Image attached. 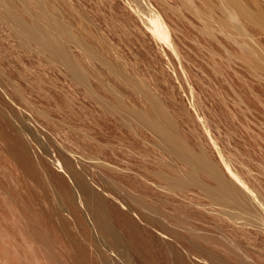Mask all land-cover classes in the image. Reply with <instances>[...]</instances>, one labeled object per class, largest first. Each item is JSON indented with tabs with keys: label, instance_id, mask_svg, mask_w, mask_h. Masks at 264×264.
I'll list each match as a JSON object with an SVG mask.
<instances>
[{
	"label": "rangeland",
	"instance_id": "rangeland-1",
	"mask_svg": "<svg viewBox=\"0 0 264 264\" xmlns=\"http://www.w3.org/2000/svg\"><path fill=\"white\" fill-rule=\"evenodd\" d=\"M34 1L103 56L89 60L69 45L100 96L116 105L117 95L126 109L143 111L150 109L143 92L159 99L178 133L203 148L232 180L222 155L263 206L255 205L254 222L260 227H252L253 217L230 220L197 189L159 187L162 182L154 175L159 165H171L176 172L180 165L156 150L152 133L125 116H109L60 63L51 62L35 44L19 42L0 23V264H175L172 256L163 255L157 234L167 220L184 234L191 231L228 264H264V0H235L255 18L251 21L237 13L232 0H225L231 15L227 4L225 11L220 8L224 0ZM17 9L25 15L23 5ZM224 12L235 15L228 26H222ZM154 13L167 25L172 47L152 36L148 16ZM204 22L214 38L204 33ZM239 24L240 32L234 28ZM239 42L247 44L246 50ZM89 155L96 159L88 161ZM57 161L70 178L58 171ZM104 163L113 165L109 168L115 173L126 168L136 183L119 185ZM72 171L114 196L88 187L104 199V214L122 255L86 219ZM119 201L128 209L120 208ZM71 205L83 215L75 218ZM183 257L186 264H210L185 252Z\"/></svg>",
	"mask_w": 264,
	"mask_h": 264
},
{
	"label": "bare ground",
	"instance_id": "bare-ground-1",
	"mask_svg": "<svg viewBox=\"0 0 264 264\" xmlns=\"http://www.w3.org/2000/svg\"><path fill=\"white\" fill-rule=\"evenodd\" d=\"M31 1L32 0H0V23L6 24V26L8 25L11 28L12 32L14 33L15 37L19 40V42L23 43L24 45H25V43L26 44H30V43L35 44L37 46V49L41 53H45L51 62L55 61V62L60 63L65 68L66 73L71 77V79L75 83H77L78 85L80 84L81 86H83V89L86 91L85 93L87 94V96L91 100H93L96 104L102 106L103 110H105L106 113L109 114V116L115 115L118 117L117 119H119V117L124 118V116H125V117H127V119H130V121L134 124V126L136 128L144 130V131L147 130L150 133H152V135L156 138V143L154 144L156 147V150H159V152H161L162 155L166 156L171 161L180 165V169L177 170V172L170 168L171 165L170 166L167 164L164 165L163 164L164 162L162 163L163 166L159 165V167H160L159 170L156 172L154 171V175L159 180H161V182H162L161 185L157 184L159 187L167 189L169 191H176V192L177 191L178 192L179 191L184 192V191H188L190 189H197L203 193V195L210 201L211 205H219L222 208V210L218 211L219 214L228 215V218L230 220L239 219L240 216H242V215H248V216L253 217L250 220L252 222L251 223L252 227H260V226L256 225V223L254 222L255 210H256L255 205H260V201H258V196L255 195L254 192L249 190V188L245 185V183L230 168L228 162L224 159V157L222 155H220L221 163L223 164L226 173L228 174V176L232 180H230L228 177H226V175L218 167V165L215 164V162H213L212 160H210V158H208V155L206 154V152L203 148L192 146L190 143H188L186 141V139H184L182 137V135L180 133H178L177 129L175 128L174 123L171 121V119L169 118V115L167 114L168 112H166V110H164L163 105H162V107H163L162 108L161 105L159 104V99H158V101L155 100L154 97L152 99V98H150V96L147 95L148 94L147 92L146 93L143 92V94L146 95L147 99H149V102H150V104H149L150 109H148L147 111L137 109V107L136 108L130 107L131 109H129V108L126 109L125 108L126 106L124 107L123 100L120 97H118L117 95L114 97L113 92H112L113 93L112 96L115 98L114 101L116 100L115 101L116 105H113L114 103H108L103 98V96H100L92 88L90 80H89L91 73L89 72V70H87L84 67V65L81 63L82 61L80 62L78 58L76 59V57L73 55L69 45H70V43H73L76 47L80 48L82 50V53L84 54L83 57L87 58L89 60H98V59L100 60V58L98 56H100L101 54L98 53L99 54L98 56L95 55L92 52V50L86 44H84L83 41L79 37H77L72 32L70 26L68 25V23L65 20L57 17L53 12L47 10L45 8V6L43 7L42 4L35 2L34 0H33L34 1L33 4H34V8L36 9V11L32 12V10L29 9L30 5H32ZM39 2H41V1H39ZM226 2L227 1H225V0L223 2H221L220 8L222 11L223 10L225 11L227 7H228V9L230 8V6ZM232 2L234 3L236 9L238 10V12H237V10H236V12L241 13V15H243L244 18L246 17V18H248V20H250L252 15L251 16L247 15L248 12L244 8V6L243 7L240 6L239 5L240 3L239 2L237 3L235 0H232L230 3H232ZM222 3H223V5H222ZM228 3H229V1H228ZM17 4L23 5V10H24L25 15L20 14L21 9H20V12H18ZM229 12H231L230 9L226 13L228 14ZM227 14L224 17V18H226V21L224 20L225 22L224 23L222 22V26L230 25V24H228L229 20L230 19L232 20L235 16V15L230 16L231 15L230 13H229L230 15H227ZM253 19H255V18H253ZM253 19L251 18V20H253ZM148 23L150 24L149 29L151 31L152 36L158 42H161L162 44H164L165 46H168V47L173 46L172 45V39L170 36V32L167 28V25L165 24V22L163 21V19L161 18V16L158 13H154L153 15H149L148 16ZM206 23L207 22H204V26L206 27V28L204 27V30H205L204 33H207L209 36L214 38L213 37L214 36L213 29L211 27H209L210 25L208 23L207 24ZM207 25H209V26H207ZM236 26L234 25V28L236 30H238V32H240L241 25L239 24L237 27ZM219 30L227 39L232 38L231 34H229L223 27L222 28L220 27ZM235 42H236V40H235ZM239 45L242 48L243 44L239 42ZM244 48H247L246 43L242 49H244ZM244 50H246V49H244ZM99 63H101V62H99ZM105 64H107L106 61H105ZM101 65H102V63H101ZM114 70H112V71H114ZM109 71H110V69H109ZM93 72H94V70H93ZM116 72H117V70L114 71L112 74H115V76L118 75L119 73L117 72L118 73L117 74ZM92 75H91V77L94 76V75L93 76ZM96 77H97V75H96ZM121 77H123V76H121ZM96 81H98V80H96ZM103 82L105 84L104 80H103ZM123 85H124V83H123ZM97 86H100V84ZM106 87H108V86H104V88H106ZM130 87H131V85H130ZM135 87L137 88L139 86L135 85ZM98 88H100V87H98ZM109 90H110V88H109ZM143 90H144V88H143ZM137 92H136V94H138ZM117 119H115V120H117ZM127 119H124V120H127ZM124 120H121V121H124ZM121 121H120V123H122ZM126 123H128V122H126ZM126 123H125V125H126ZM86 159L88 161L89 160L92 161V160L96 159V157L89 155L88 157H86ZM102 164H103V162H102ZM103 166H106L107 168H109V167H112L113 165L110 166L107 163H104ZM118 167H116V169ZM56 168L58 169L59 172H62L65 175L67 174V173H65V171L63 169V165H61V163L59 161H57ZM114 168L115 167H113V169ZM121 168L119 167V170ZM111 169L110 168L107 169L108 174H111V175L107 174L109 177L111 176L110 177L111 180H116L119 183V185H122V186H126V185L131 186L134 184L135 181L133 182V180H131V179H133L134 176L132 175L133 177L131 178L130 177L131 175H128V173L126 174V172H124L126 170V168H125V170L123 169V171H121L122 173H119L118 171H117V173H115L114 171H116V170L113 171ZM77 172L74 173L72 171V173H74L73 174L74 175L73 182L75 183V185H77V187L79 188V190L83 194V201L81 200L82 198L81 199L78 198V201H79L80 206L85 211L84 213H86V215H87L86 219L87 220H88V218L92 219L93 220L92 225H95V227L101 233V236H103L102 238L105 239V242H107V243L110 242V244H108L110 249H112V251H114V252H115V250L117 252L119 251L118 253H120V255H122L123 253L121 254V251H122L121 249L123 247L120 249V247L118 246L120 244H118V243H116V241H114V239L116 237L114 238L115 235H114L113 231L110 229L111 228L109 226L110 223L108 222V220L106 219V216L104 214V209H105L104 208V199H101V197L98 196V194H96V195L93 194L94 192L91 193V191H89L88 187L91 186L90 184H92L97 190L103 191V193L105 195L110 196V197H114V196L111 193H108L107 191L102 189V187L100 185L94 183L91 180L88 181L87 178H83V176L80 175L81 173L79 174V172L78 173ZM104 173H106V172H104ZM131 173H129V174H131ZM67 177H68V174H67ZM68 178H70V177H68ZM112 178H115V179H112ZM135 179H136V177H135ZM233 180L236 183H234ZM136 181H138V179H136ZM137 184L140 186L139 182ZM138 185H136V186H138ZM134 186H133V188H134ZM141 188L142 187H140V189ZM138 190H139V188H138ZM134 191L135 190H133V192ZM136 192H138V191H136ZM134 195L136 196V194H134ZM135 196H133V197L136 198ZM69 202L71 203V201H69ZM68 204H66V205H68ZM119 205H120V208H122L124 210L128 209V207L124 203H122L121 201H119ZM70 208H72L71 210L73 211V216L75 218L80 216L81 213L79 214V212H81V210L79 211V209H77V208H79V206L76 207L74 205H71ZM226 209H228V210H226ZM231 209H235L236 212H232ZM132 213L136 219H138L139 221L142 222V219L135 212H132ZM82 215H83V213L81 214V216ZM80 218H83V217H80ZM76 220H78V218ZM81 220H79V221H81ZM144 221H145V219H144ZM165 223H166V225H164L163 222L160 224L161 228L157 230V234L163 239V242H162L163 247L162 248H164V253H165L163 255L168 254V255L172 256L171 258L174 259L175 264H186L185 259L183 257V252L189 254L190 256H194V258L196 257V259L200 262H208L210 264H228V262H226L227 260H223L222 258H219L214 253L215 250L212 252L213 248L211 249L208 245L202 244L203 242L201 243L191 231H189V233H188V231H186L187 233L184 234L178 230L179 227L176 224L170 223V222H168V220ZM106 240H108V241H106ZM118 241H119V239H118ZM113 249H115V250H113ZM157 251H158V249H157ZM234 251H235V249H234ZM231 252H229V253H231ZM161 253H163V252H161ZM233 253H235V252H233ZM168 260H170V259L168 258ZM244 260H245V258H244ZM242 262L243 261L241 260V263ZM245 262L248 263L247 261H245Z\"/></svg>",
	"mask_w": 264,
	"mask_h": 264
}]
</instances>
